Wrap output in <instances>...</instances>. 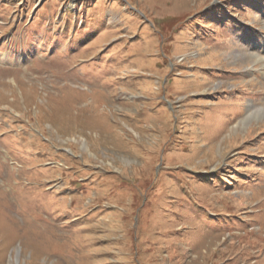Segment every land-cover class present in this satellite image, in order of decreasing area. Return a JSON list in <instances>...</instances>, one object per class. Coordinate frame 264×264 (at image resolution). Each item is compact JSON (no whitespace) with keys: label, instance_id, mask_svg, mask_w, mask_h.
Wrapping results in <instances>:
<instances>
[{"label":"rangeland","instance_id":"374dc122","mask_svg":"<svg viewBox=\"0 0 264 264\" xmlns=\"http://www.w3.org/2000/svg\"><path fill=\"white\" fill-rule=\"evenodd\" d=\"M255 54L264 0H0V264H264Z\"/></svg>","mask_w":264,"mask_h":264},{"label":"bare ground","instance_id":"6f19581e","mask_svg":"<svg viewBox=\"0 0 264 264\" xmlns=\"http://www.w3.org/2000/svg\"><path fill=\"white\" fill-rule=\"evenodd\" d=\"M256 55V57H257V62H262V66L264 67V56H259V55H257V54H255ZM254 57V56H253ZM264 111V109H262L261 110V112H263ZM253 113H251V114H248V117L250 116V115H252ZM245 120H247V118L245 117L242 121H245Z\"/></svg>","mask_w":264,"mask_h":264}]
</instances>
